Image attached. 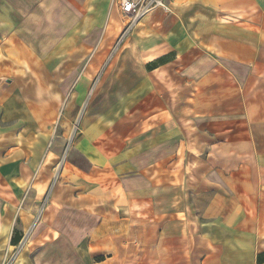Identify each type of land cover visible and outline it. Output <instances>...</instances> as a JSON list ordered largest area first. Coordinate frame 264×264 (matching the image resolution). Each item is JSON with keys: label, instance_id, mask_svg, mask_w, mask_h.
<instances>
[{"label": "crops", "instance_id": "obj_1", "mask_svg": "<svg viewBox=\"0 0 264 264\" xmlns=\"http://www.w3.org/2000/svg\"><path fill=\"white\" fill-rule=\"evenodd\" d=\"M123 20L0 0V264H264V0Z\"/></svg>", "mask_w": 264, "mask_h": 264}, {"label": "built area", "instance_id": "obj_2", "mask_svg": "<svg viewBox=\"0 0 264 264\" xmlns=\"http://www.w3.org/2000/svg\"><path fill=\"white\" fill-rule=\"evenodd\" d=\"M116 6L125 20L124 37L139 21L154 11H168V0H116Z\"/></svg>", "mask_w": 264, "mask_h": 264}, {"label": "rangeland", "instance_id": "obj_3", "mask_svg": "<svg viewBox=\"0 0 264 264\" xmlns=\"http://www.w3.org/2000/svg\"><path fill=\"white\" fill-rule=\"evenodd\" d=\"M123 22H125V20H123ZM68 146H69V144L67 145V148L65 146V149H68ZM23 197H22V199H21V196H16V198H14L13 195H12V191L7 186H4V185L0 184V207L4 211L6 209H8V206L11 207L13 205L17 206L16 207L17 209H20V208L26 209V205H25V203H23ZM15 234L19 235L18 231L16 230V223H15L13 234H12L11 238H13V236ZM15 246H18V244L15 245ZM17 252H18V249H15V248L14 249L9 248L8 250H7V248L6 249H1V254L3 255V258L6 257V259L8 260L7 262H9V260L11 258H14L15 254ZM21 259H22V257H20L19 261H21Z\"/></svg>", "mask_w": 264, "mask_h": 264}, {"label": "trees", "instance_id": "obj_4", "mask_svg": "<svg viewBox=\"0 0 264 264\" xmlns=\"http://www.w3.org/2000/svg\"><path fill=\"white\" fill-rule=\"evenodd\" d=\"M20 239L19 235H14L13 238L11 239V243L16 244ZM259 261H264V254L259 256Z\"/></svg>", "mask_w": 264, "mask_h": 264}]
</instances>
